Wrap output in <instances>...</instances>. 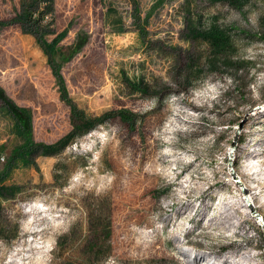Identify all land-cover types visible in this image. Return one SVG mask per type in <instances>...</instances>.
<instances>
[{
  "label": "rangeland",
  "instance_id": "obj_1",
  "mask_svg": "<svg viewBox=\"0 0 264 264\" xmlns=\"http://www.w3.org/2000/svg\"><path fill=\"white\" fill-rule=\"evenodd\" d=\"M138 2L145 38L133 0H55L69 98L104 121L15 168L6 184L21 193L0 208V264H264L251 213L264 219V0ZM20 3L0 0V87L30 112L35 142L55 145L71 109L35 36L4 25ZM214 24L234 50L211 69L190 29ZM12 121L0 102V173L22 143Z\"/></svg>",
  "mask_w": 264,
  "mask_h": 264
},
{
  "label": "trees",
  "instance_id": "obj_2",
  "mask_svg": "<svg viewBox=\"0 0 264 264\" xmlns=\"http://www.w3.org/2000/svg\"><path fill=\"white\" fill-rule=\"evenodd\" d=\"M214 3L223 2L226 0H211ZM232 4L238 3L240 0H227ZM21 10L17 14L16 18L12 22H6L4 25L15 23L20 26L22 31L27 34L35 36L39 46L47 56L49 63L52 67V72L58 80L61 96L64 101L70 105L72 116V129L59 143L55 145H46L35 142L33 138L32 130V118L27 109L21 108L12 101L0 87V102L2 107L7 110L8 115L11 117L12 124L16 127L17 134L21 137V145L14 150L11 158L6 162L5 169L0 173V208L4 202L9 201L10 194L12 197H17L21 193V188L15 185H7L6 182L10 178L11 174L18 165L28 166L32 155L36 156H54L61 153L72 141L78 140L87 133L93 131L97 125L102 124L104 116L99 118H93L80 110L76 104L69 98L67 88L65 86L64 79L61 75V71L56 65V57L59 52V44L65 38L66 32L63 34H57L52 28L55 21V0H21ZM116 10L112 5L107 6L106 20L111 22L116 18ZM133 23L136 25L137 31L141 34L142 38H145L146 30L141 27V14L140 5L138 0H133ZM121 19V20H120ZM122 29H126L123 19L120 18ZM1 24V23H0ZM123 30H115V33H121ZM48 35H56L55 38L49 42L47 40ZM190 39L203 40L209 46V68L215 69L220 64V59L228 58L227 54L233 52L234 45L230 34L226 30L212 25L207 31H200L196 27L190 29ZM227 64L229 62H226ZM234 65V64H232ZM235 68L234 66H232ZM236 69V68H235ZM239 70V69H237ZM241 70V69H240ZM139 89L142 91L147 90V87L143 82L139 84ZM116 113V112H115ZM117 115L121 118L124 117L123 113L117 112ZM137 180L134 176L129 177V186ZM209 229V228H208ZM94 247V246H92ZM237 248V247H236ZM229 246L228 249H236ZM240 250V247H239ZM235 251H238L236 249Z\"/></svg>",
  "mask_w": 264,
  "mask_h": 264
},
{
  "label": "water",
  "instance_id": "obj_3",
  "mask_svg": "<svg viewBox=\"0 0 264 264\" xmlns=\"http://www.w3.org/2000/svg\"><path fill=\"white\" fill-rule=\"evenodd\" d=\"M237 180H238L239 183H241L240 179H237ZM243 191H245V190H243ZM245 200L247 201L249 206H252V203H251L252 200H250V198L245 197ZM251 213H252L253 217L255 218V220L258 222L259 225H264V219L259 213H257L254 209L251 210Z\"/></svg>",
  "mask_w": 264,
  "mask_h": 264
},
{
  "label": "bare ground",
  "instance_id": "obj_4",
  "mask_svg": "<svg viewBox=\"0 0 264 264\" xmlns=\"http://www.w3.org/2000/svg\"><path fill=\"white\" fill-rule=\"evenodd\" d=\"M8 264H11V263H8ZM14 264V263H13Z\"/></svg>",
  "mask_w": 264,
  "mask_h": 264
}]
</instances>
